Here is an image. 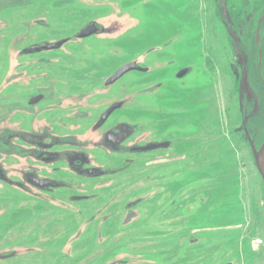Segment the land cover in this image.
I'll return each mask as SVG.
<instances>
[{
	"label": "flooded vegetation",
	"instance_id": "flooded-vegetation-1",
	"mask_svg": "<svg viewBox=\"0 0 264 264\" xmlns=\"http://www.w3.org/2000/svg\"><path fill=\"white\" fill-rule=\"evenodd\" d=\"M212 1L218 10L213 23L217 28L223 27L226 41H208L204 22L208 10H205V0H198V17L201 13L198 27L193 30L179 22L172 23L169 36L154 41L153 46L145 50L149 51L148 55L139 53L135 57L142 58L137 62V70L130 73H154L159 64L153 54L161 50H167L164 55L165 59H170V67L180 60L171 71L169 82V85L176 84L178 89H174L173 84L169 86L167 100L161 103L166 105L163 109L169 114H175L173 110L181 108L182 112L180 115L176 113V117L182 118L184 123L189 109L174 102L175 90H180V86H185L197 71L200 72L199 77L203 76L202 87L199 88L203 92V108L200 109L203 115L206 114L204 91L220 93L219 87H228L229 84L228 97H236L241 119L236 130L254 155L264 145V2L250 16H246L249 14L246 4L251 0H240L237 15L224 3L229 15L227 20L220 0ZM180 7L179 10L182 9ZM176 16L181 17L182 14L177 12ZM95 28L96 32L85 39L68 36L29 42L7 58L6 78L4 85H0V193L6 195L0 200L11 206V212L0 214V217L4 215L0 218V264H76L78 257L79 262L87 258L86 264H89L94 258L91 257V246H79L78 250L70 240L63 245L74 231L77 220L70 222L74 226H67L57 218L46 223L45 206L57 209L64 205L74 214L73 210H77L79 204L87 203L89 206V194L93 189L116 184L111 178L123 176L127 157L165 153L174 146L168 138L147 140L141 126L123 116L128 105L125 75L112 84L107 83L118 69L131 61L125 62V57L116 56L113 64H109L108 59L100 57L95 42L114 40L126 31L118 33L122 30L118 28V35L110 37L115 34L113 26L104 27L97 23ZM61 40H66L62 46L43 49L45 43ZM86 40H89V56L83 69L79 67L82 64L78 63L77 46ZM123 43H120L121 52L118 54L123 52L124 55ZM34 46L42 50L24 53ZM162 51L159 54L164 57ZM189 58L197 62H184ZM241 81L245 82L248 94L241 91ZM160 87L158 84L143 91L152 93ZM186 93L181 91L183 95ZM140 97H143L141 93L129 103L139 115L142 108L163 111L158 103L143 104ZM111 108H114L112 112L103 118ZM155 119L160 120L158 117ZM173 119V116L168 117V129L174 128ZM202 122L201 128L205 131L204 119ZM201 134L205 136V132ZM174 135L179 139L182 134ZM136 205L128 207L136 208L133 207ZM86 212L89 221V207ZM133 218L131 216L126 224ZM174 221L173 218L169 220L167 230L169 247L174 236L188 241L185 236L190 232L209 242L215 238L221 244L223 232L232 228H222L221 219H218L201 228H189L187 224L175 229ZM57 226H63L65 230L62 233L54 230ZM205 232L208 233L207 238ZM79 233L74 235L76 239L80 237ZM262 246L264 248V239ZM246 249L242 248L238 258L235 257L237 263L247 257ZM109 251L108 246L102 247L101 254L97 255V258L100 255L105 258L103 264H132L126 260L125 254L117 258V255L110 256L112 252ZM77 252H86L87 255L76 256ZM94 252H99V249ZM221 257V253L214 257L218 264H222Z\"/></svg>",
	"mask_w": 264,
	"mask_h": 264
},
{
	"label": "rangeland",
	"instance_id": "rangeland-1",
	"mask_svg": "<svg viewBox=\"0 0 264 264\" xmlns=\"http://www.w3.org/2000/svg\"><path fill=\"white\" fill-rule=\"evenodd\" d=\"M222 2L237 15L240 0ZM263 2L254 0L253 3L251 0L246 4L249 12L246 16L253 15L250 13ZM205 5V10H208L204 19L208 41H226L223 27L217 28L213 23L217 6L212 0H205ZM178 6L182 9L179 10ZM199 10L198 0H0V85H4L9 55L29 42L75 37L92 21L104 27L113 26L115 34L110 37L126 31L114 40L96 41L100 57L108 59L109 64H113L116 56L125 57V62H139L142 57H135L139 53L148 55L149 51L145 50L152 47L154 41L169 36L172 23L179 22L182 26L196 29L201 18V13L198 17ZM177 12L182 16L177 17ZM118 28L122 30L116 33ZM120 43L124 45V55L123 52L118 54L121 52ZM77 47L78 63L82 64L79 67L85 69L89 40L80 42ZM161 51L153 54L159 64L154 73H128L124 76L128 105L122 114L126 120L141 126L147 140L171 139L174 143L172 149L166 154L127 157L123 176L111 178L116 182L114 186L93 189L89 194V206L87 203L79 204L78 209L73 210L76 214L64 205L57 209L46 205L43 210L47 216L46 223L57 218L67 226H74L70 222L77 220L74 231L63 245L70 240L78 250L79 246H91V257L94 258L89 264H103L105 258L101 255L97 258V255L101 254L102 247L107 246L109 253L112 252L110 256L120 258V254H125L126 260L132 264H218L214 257L220 253L222 264H264V190L254 155L236 130L241 121L236 97H228L229 84L228 87H219L220 93L206 89V114L201 115L203 92L199 88L202 87L203 76L199 77L200 72L197 71L185 86H180V90L173 94L177 105H186L189 109L186 122L176 117V113L180 115L182 112L181 108L173 110L175 114L167 113L163 109L166 105L162 103L167 98L169 86L173 84L174 89H178L176 84L169 85V82L171 71L181 61L170 67V59H165L164 55L167 50L162 51L164 57L159 54ZM187 61L197 62L194 58L184 62ZM158 84L161 87L152 93L143 91ZM240 88L248 94L244 81H241ZM181 91L187 93L183 95ZM140 93L143 104L158 103L163 111L142 108L139 115L129 103L135 101ZM169 116L174 118L172 130L167 128ZM156 117L160 120L157 121ZM203 119L205 131L201 128ZM203 132L205 136L201 134ZM175 133L182 134L181 138L176 139ZM0 194V197L6 195ZM134 203L136 208H129ZM10 210L11 206L0 200V214L5 215ZM131 216H134L133 220L126 224ZM171 218L175 220V229L187 224L189 228H201L218 219H221L222 228H232L223 232L221 244L215 238V242L214 239L209 242L190 232L185 238L192 242L174 236L169 247L167 230ZM54 230L62 233L65 228L57 226ZM78 231L81 235L76 239L74 235ZM205 234L207 238L208 233ZM244 247L247 248V257L237 263L235 257L238 258ZM96 249L99 252H94ZM85 255L86 252L76 253V256ZM86 260L83 258V262H79L78 257L76 264H86Z\"/></svg>",
	"mask_w": 264,
	"mask_h": 264
},
{
	"label": "water",
	"instance_id": "water-1",
	"mask_svg": "<svg viewBox=\"0 0 264 264\" xmlns=\"http://www.w3.org/2000/svg\"><path fill=\"white\" fill-rule=\"evenodd\" d=\"M221 5H222V10L224 13V16L227 20H229V15L227 12V8L225 6V4L222 2V0H220ZM96 24L97 22H92V23H88L86 26H84L83 28H81L77 34L75 35V37L77 39H85L88 38L89 36L93 35L96 32ZM66 42V40H61L58 41L56 43H45L43 45V49H52V48H58L60 46H62L64 43ZM40 50H42L41 48H37L36 46L32 47V49H27L24 51V53H33V52H39ZM137 62L138 61H132L130 63H127L126 65L122 66L120 69H118L116 71V73L110 78L109 82L107 84H112L114 83L118 78L137 70ZM111 108L110 110H108L105 115L103 116V118L107 117L111 112H112ZM254 163H255V167L262 179L263 182V189H264V145L262 146V148L260 149L259 152H254Z\"/></svg>",
	"mask_w": 264,
	"mask_h": 264
}]
</instances>
